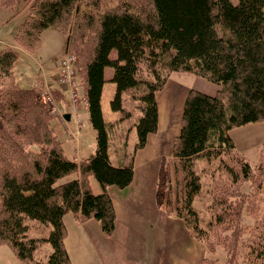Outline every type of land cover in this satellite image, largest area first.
<instances>
[{
  "label": "trees",
  "instance_id": "16d2710c",
  "mask_svg": "<svg viewBox=\"0 0 264 264\" xmlns=\"http://www.w3.org/2000/svg\"><path fill=\"white\" fill-rule=\"evenodd\" d=\"M148 2L147 12L120 2L98 10L96 1V13L88 15L80 10L83 0H34L17 33L20 45L37 49L41 32L60 29L65 21V29H60L68 32L65 51L77 50L84 75L79 79L97 132L95 153L82 161L66 155L40 93L15 81L20 52L9 46L0 52V79H8L0 83V244L10 245L27 264H71L64 245L63 218L68 212L80 221L97 220L108 237L115 232L117 216L108 188H127L135 171L133 153L126 164L116 166L110 160L111 127L101 104L108 67L116 84L111 109L124 119L130 112L122 104L123 94L130 92L139 102L135 150L144 148L158 130L156 94L172 73H191L220 87L215 94L189 90L173 142L174 171L164 159L156 201L168 216L181 219L207 251L223 249L224 264H264L259 199L264 190V142L258 163L251 166L230 135L234 128L264 121V0ZM71 22L77 29L67 28ZM200 159L207 161L202 172L210 177L206 228L194 205L203 187ZM72 174L77 178L60 182ZM92 178L101 192L92 190ZM244 181L250 182L249 194L242 191ZM245 211L251 218H244ZM27 219L51 225V230L47 236L30 237ZM42 242L51 252L40 261L35 251Z\"/></svg>",
  "mask_w": 264,
  "mask_h": 264
},
{
  "label": "rangeland",
  "instance_id": "374dc122",
  "mask_svg": "<svg viewBox=\"0 0 264 264\" xmlns=\"http://www.w3.org/2000/svg\"><path fill=\"white\" fill-rule=\"evenodd\" d=\"M33 1L34 0H0V52L8 46L18 50L20 52V57L13 69L15 81L19 82L20 85L25 88H33L40 93L41 98L44 94L52 95L53 101L51 105L45 103L50 110L48 116L50 118L49 122L54 128L58 138H60L61 141L63 140L62 142L66 155L70 159H73V152L67 150L64 145V142H69V134H76L77 129L84 130L89 135V142L92 143L93 139L97 144V132L90 124L89 113L85 108L82 109L81 115H76L77 129H75L74 120H72L69 125H66L65 119L62 117L64 111L69 110L71 106L73 109V105H71L70 90H68L66 86H61L59 84L58 74L61 72V61L67 59L70 54L77 55V50L72 47L69 51H65V42L68 36V32L65 34V32L62 31L65 29V26L62 25V23L65 21L57 26L62 30L54 27L44 29L41 32L40 45L37 49H28L29 47L19 44L16 38L17 33L21 28L26 15L29 14L30 4H32ZM96 1L99 2V6H101L98 7L100 8L98 10H104L106 7H111L116 2H120V4H130L133 8L138 10L142 9L147 12L150 10L148 0H83L80 8L81 12L88 15L95 14L96 11L92 7V4H95ZM96 17L97 16H94L95 19ZM77 22L81 21L77 20ZM84 22L86 21L84 20L81 23L84 24ZM73 25L77 29V24L72 22L67 25V28H69V26L73 27ZM86 33L90 34V31L88 30ZM112 54L113 57L116 56L115 51ZM76 62H78V60ZM80 69L81 66L78 63V73L74 74V81L78 88L79 101L85 103L86 97L81 87L82 83H80L81 81L79 79V76L82 79L84 75L80 74ZM106 72H113V69L108 67L106 68ZM175 78H178L174 80H176L178 84H181H176L179 87H196V89L205 91V93L208 94L215 93L213 92L212 87L217 86V84L191 73H185ZM7 82L8 79H0L1 84H6ZM122 101L126 111L130 112V116L124 119L120 118L116 121V124L114 123L113 127L110 126L111 131L109 140L111 145H113V149L118 153V156H122L120 158L116 157L119 159L118 162L127 163L130 161V158L127 157L128 155H124L125 151L121 149L117 150L118 147H116L120 143L121 138L120 131L117 133V129L123 128L125 131V146L129 145L130 137V143L133 145L134 141H137V133H134L136 131L133 122L137 121L136 116L141 112L138 108L139 102L131 98L130 92L123 94ZM80 105V102L77 105H74V111H77ZM180 109L181 106H177V111H174L173 115L169 117L167 114V106L165 109L162 108V129L160 128V132L154 134L156 137H152L153 141H150L149 146L146 144L142 149L135 150V144L134 147L132 146L133 148L131 147V154L133 153L135 156V178L131 183L129 190L124 191L123 189L114 186L109 187V193L114 200L116 207L115 211L117 213V236L119 237L121 235L123 237V232L120 227L124 226L128 228V230L130 229L132 233L137 231L148 242L160 245L162 242V234H165L166 232L168 234V242L170 246L168 250L170 252L169 259L173 256L172 252L174 250L172 249L174 248L177 250V253H182L184 258H194V264H199L196 260L197 258H200V264H208L206 263L207 261L204 260L206 258L209 260H218L219 264H224L227 259V254L223 249H218L213 253L207 251L203 243H199L190 235L186 225L181 219H178V217H175L173 214L168 216L161 208H159L156 201V191L161 164L163 160L166 159L165 161H168L172 166V138L179 131L176 121L178 114H180ZM118 113L121 115L120 112ZM119 123H121V125H118ZM130 124H133V126L128 128ZM66 129L68 130L66 131ZM86 132L82 131V135H85ZM230 135L235 141L237 151L245 157L251 166H255L259 161L261 147L264 142V121L234 128L231 130ZM116 140L118 143H116ZM74 143H76V139L74 140ZM87 144L88 142L84 143L82 146V156H86ZM206 162L207 161L204 159L198 160L197 170L199 173H202L203 187L194 200V205L199 211V216L203 221L204 228H206L207 222L210 219V213L206 209L207 205L210 203V200L208 199L210 198V195L207 191L210 177L205 171L202 172V169L207 166ZM172 171H174L173 166ZM76 178L77 175L72 174L62 178L60 182L64 183ZM173 179L175 189V176ZM95 186L98 185L96 184ZM241 187L242 191L245 193H248L251 190V185L248 181H244ZM126 196H128V198ZM259 199L261 201L260 210L263 213L264 190L263 196L261 195ZM245 217L251 218L247 215L246 211L244 213V218ZM63 221L66 229L64 245L68 252L71 264H102L103 262L101 263L100 257L113 254L115 252L114 247L120 248V251L123 249L119 247L120 244L124 243L120 242V240L123 241L122 237L120 239L117 237L119 246L117 244L114 246L110 238L103 233L99 222L93 218L87 221H80L73 213L68 212L65 214ZM27 223L29 225L28 236L30 237L47 236L51 230V225H41L39 222L28 219ZM118 225H120V227H118ZM133 237H135V234H133ZM163 239L166 240L165 238ZM50 252V245L46 242H42L36 249L35 256L40 261L42 259L47 260V256ZM0 264L27 263L16 256L10 245L3 243L0 244Z\"/></svg>",
  "mask_w": 264,
  "mask_h": 264
},
{
  "label": "crops",
  "instance_id": "0c3cea01",
  "mask_svg": "<svg viewBox=\"0 0 264 264\" xmlns=\"http://www.w3.org/2000/svg\"><path fill=\"white\" fill-rule=\"evenodd\" d=\"M183 74H185V73L184 72L172 73L170 75V77L168 78V81H167L165 87L162 90L158 91L156 94V99H157L158 109H159V122H158L157 132H160V128L162 129V122H161L162 108L165 109L167 106V114L169 117H171L173 115V112L177 111V106H179V105L181 106L180 114H178L177 121H176V125H177V128L179 131L177 132L176 135L173 136V138H172L173 142H174V139L176 138V136H178V134L180 133L181 122H182V113H183L184 103H185L186 97L188 95V92L190 89H196V87L189 88V87H184V86L183 87L177 86V85H181V84H178L177 81L174 79H178L175 77L181 76ZM112 76H113V72L107 73L105 70L106 82L104 84L103 91H102L101 104H102V110H103V114H104V118H105L106 122L108 123V125L110 124V126L113 127L114 123L116 124V121H118L121 118V115L118 112L113 111L111 109V105H110L111 101H112V99L116 93V84L111 81ZM212 88H213V92L216 93L220 87L217 85V86L212 87ZM197 90H199V89H197ZM200 91H202V90H200ZM203 92H205V91H203ZM215 93H212V94H215ZM159 100H160V102H159ZM83 108H85L88 111V105L84 104V103H82L79 106L77 111H74V109H72V106L69 110L64 111L63 113L67 117L66 125H69V123L72 122V120H74L75 121V129H77L76 128V121H77L76 115L77 114L81 115V111ZM140 116H141V113H139V115L136 116L137 119ZM82 123H83V121H82ZM133 124H135V121L133 122ZM133 124H130L128 128H131L133 126ZM118 125H121V123H119ZM115 129H117V128H115ZM67 130L68 129H66V131ZM82 131L86 132L84 130H78L77 129L76 134L72 133V134L68 135L69 142H64L65 143L64 145L67 148V150H69V151L71 150V152H73V154H74L73 159H75L77 161H82L84 159L89 158L92 154L95 153V149H96V142L93 139H92V143L89 142L88 133L86 132L85 135H82ZM110 131H111V128H110ZM110 131H109V137H110ZM119 131H120L121 138H120V143L116 146V147H118L117 150L121 149V150L125 151L124 155L127 154L128 155L127 157L130 158L132 148L134 147V144L136 143V141H134V144L132 145L130 143V138H131L130 137L129 138V145L125 146V140H124L125 131L123 130V128L117 129V133ZM79 133H81V134H79ZM134 133H136V132H134ZM130 134H133V133H130ZM154 134L149 135L148 141H147L148 146H149L150 141H153L152 137H156V135H154ZM117 136L119 137L118 134H117ZM75 139H76V143H74ZM134 140H136V139H134ZM86 142H88L87 150H86V156H82V153H83L82 146ZM116 143H118L117 140H116ZM234 143H235V141H234ZM235 146H236V144H235ZM109 156H110V160H111L112 164H114L116 166H119L121 164H126V163H119L118 162L119 159H117L116 157L120 158L122 156L121 155L118 156V153H116V151L113 149V145H111L110 140H109ZM133 165H134V159H133ZM96 184L98 186H95ZM91 185H92L91 186L92 190L95 193H99L102 191L100 185L98 184V182L94 178L91 179ZM130 186H131V184L123 190L124 191L129 190ZM108 191H109V188H108ZM126 197L128 198V196H126ZM134 200L137 201L136 199H134ZM113 203H114V200H113ZM114 207H115V203H114ZM115 210H116V207H115ZM116 216H117V213H116ZM118 227H120V225H118ZM120 228H121V231L123 232V237L121 235L118 237L116 229H115L114 234L109 238L112 241L114 246H115V244H117L119 246V243L117 241V237L119 239L122 237L123 241L120 240V242H124V243L120 244V246H119V247L123 248L122 251H120V248L114 247L115 252L113 254H109V255H105L104 257H100L101 263L102 262L104 264H194L195 263L194 258L193 259L191 258L192 260L189 258L186 259V258H184V256H182V253H180V254L177 253V250H175L174 248L172 249V250H174L172 252L173 256L171 259H169L170 252L168 250H169L170 246H169V242H168V234L166 232H165V234H162V242L160 243V245H157L155 243L148 242L137 231H134L132 233L130 229L128 230V228H126L124 226H122ZM133 234H135V237H133ZM163 238H165L166 240H164ZM197 257H199V256H197ZM196 260L200 264V258H197Z\"/></svg>",
  "mask_w": 264,
  "mask_h": 264
},
{
  "label": "built area",
  "instance_id": "2783aa9c",
  "mask_svg": "<svg viewBox=\"0 0 264 264\" xmlns=\"http://www.w3.org/2000/svg\"><path fill=\"white\" fill-rule=\"evenodd\" d=\"M77 58L74 54H70L67 59L61 61V69H60V82L63 84H67L71 90V97L74 105H77L79 102L78 97V88L74 81L75 75L77 74V67H76ZM45 100L48 102L52 101V98L46 95Z\"/></svg>",
  "mask_w": 264,
  "mask_h": 264
}]
</instances>
